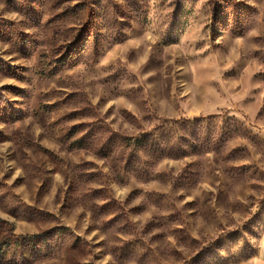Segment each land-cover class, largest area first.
Returning a JSON list of instances; mask_svg holds the SVG:
<instances>
[{
	"label": "rangeland",
	"instance_id": "1",
	"mask_svg": "<svg viewBox=\"0 0 264 264\" xmlns=\"http://www.w3.org/2000/svg\"><path fill=\"white\" fill-rule=\"evenodd\" d=\"M0 264H264V0H0Z\"/></svg>",
	"mask_w": 264,
	"mask_h": 264
},
{
	"label": "trees",
	"instance_id": "2",
	"mask_svg": "<svg viewBox=\"0 0 264 264\" xmlns=\"http://www.w3.org/2000/svg\"><path fill=\"white\" fill-rule=\"evenodd\" d=\"M182 11V10H181ZM171 19V18H170ZM174 22L170 23L167 29V36L169 42L175 39L177 28L180 29L183 22H180L173 16ZM179 24V26L177 25ZM173 32L170 34L171 29ZM228 116L225 111L222 114H215L210 116H194V117H180V118H162L153 128L142 129L137 135H126L114 130L105 129L109 133L107 136V143L113 141L120 142L125 148L129 149L130 162H142L148 155L155 153H163L169 150L170 155L174 152L175 155H184L187 152L200 153L204 152V141H215V136L219 137L222 133L221 126L218 123H213V120L222 116ZM98 122L92 124L91 132L95 131ZM102 129V127H100ZM99 128V129H100ZM90 132V133H91ZM204 144V145H203ZM188 149V150H186ZM42 234L26 236V239H34L40 237Z\"/></svg>",
	"mask_w": 264,
	"mask_h": 264
}]
</instances>
